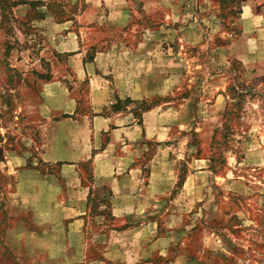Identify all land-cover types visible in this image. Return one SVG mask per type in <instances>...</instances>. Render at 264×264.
<instances>
[{
    "label": "rangeland",
    "instance_id": "rangeland-1",
    "mask_svg": "<svg viewBox=\"0 0 264 264\" xmlns=\"http://www.w3.org/2000/svg\"><path fill=\"white\" fill-rule=\"evenodd\" d=\"M244 2L0 0V235L30 215L15 172L41 166L51 122L87 111L71 59L104 55L137 115L169 112L179 245L153 261L264 264V46L241 33Z\"/></svg>",
    "mask_w": 264,
    "mask_h": 264
},
{
    "label": "crops",
    "instance_id": "crops-1",
    "mask_svg": "<svg viewBox=\"0 0 264 264\" xmlns=\"http://www.w3.org/2000/svg\"><path fill=\"white\" fill-rule=\"evenodd\" d=\"M262 6L264 0H245L240 22L241 33L264 46ZM107 61L71 59L75 77L89 83L87 111L79 115L74 105L51 122L41 166L15 172V205L30 215L0 235V264H156L154 256L178 250V231L168 230L178 219L167 215L179 211L178 198L169 197L179 179L169 112L137 115L124 102L137 94L99 73Z\"/></svg>",
    "mask_w": 264,
    "mask_h": 264
},
{
    "label": "trees",
    "instance_id": "trees-1",
    "mask_svg": "<svg viewBox=\"0 0 264 264\" xmlns=\"http://www.w3.org/2000/svg\"><path fill=\"white\" fill-rule=\"evenodd\" d=\"M238 96H241V97H243V95L240 93Z\"/></svg>",
    "mask_w": 264,
    "mask_h": 264
}]
</instances>
